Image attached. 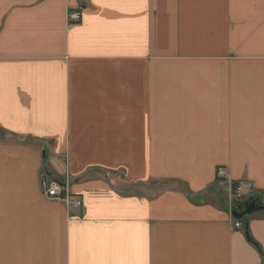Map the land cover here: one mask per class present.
Instances as JSON below:
<instances>
[{
    "label": "crops",
    "instance_id": "0c3cea01",
    "mask_svg": "<svg viewBox=\"0 0 264 264\" xmlns=\"http://www.w3.org/2000/svg\"><path fill=\"white\" fill-rule=\"evenodd\" d=\"M218 169L264 207V0H0V264H264Z\"/></svg>",
    "mask_w": 264,
    "mask_h": 264
},
{
    "label": "built area",
    "instance_id": "2783aa9c",
    "mask_svg": "<svg viewBox=\"0 0 264 264\" xmlns=\"http://www.w3.org/2000/svg\"><path fill=\"white\" fill-rule=\"evenodd\" d=\"M68 20L70 22H78L80 20V15L78 13L70 14L68 16ZM223 169H220L219 173H217L218 178H223L224 175H221ZM250 186L242 183L230 184V192H231V206L239 203L244 198L249 196L252 190H249ZM41 191L43 196L48 200H58L63 202L67 207L73 209H82V202L78 197H74L70 195L69 191V180L68 179H50L47 176L41 177ZM235 226L237 229H241L242 225L240 223H236Z\"/></svg>",
    "mask_w": 264,
    "mask_h": 264
},
{
    "label": "rangeland",
    "instance_id": "374dc122",
    "mask_svg": "<svg viewBox=\"0 0 264 264\" xmlns=\"http://www.w3.org/2000/svg\"><path fill=\"white\" fill-rule=\"evenodd\" d=\"M74 13H77V12L69 13L68 16L70 14H74ZM68 16H67V18H68ZM219 171H220V169L217 170V173H219ZM221 171H222L221 175H224V176H223L222 179L218 178V176H217L215 184H216V190H217L218 194L221 195L222 199H224V200L226 199L227 201H230V199H231L230 184H235V183L239 182V183L245 184V188H246V184L249 185L250 186L249 190H252L250 195L249 196L247 195V197L242 200L243 204L244 203H248L249 199H252L253 196H254L253 195L254 194V186L252 185V183H250L248 181H236V182L235 181H231V180L225 178V176H226L225 175V170H221ZM42 176H46V175L42 174L41 177ZM40 187H41V179H40ZM149 187H150L151 191H146V190H144L146 188L140 187V188H136L135 190L131 189V191L126 190L125 192L129 193L130 195H134V196H150V197H153V196H156V195L160 194V192H162V190L164 189V188L159 187L158 185H149ZM171 187L172 186L170 185L168 187V190L174 189V188H171ZM121 188H118L117 190L120 191V193H124L123 189H121ZM239 203H241V201ZM236 225L237 224L234 222V228L235 229H237L235 227ZM241 225H242V229H243V224L241 223Z\"/></svg>",
    "mask_w": 264,
    "mask_h": 264
},
{
    "label": "water",
    "instance_id": "95a60500",
    "mask_svg": "<svg viewBox=\"0 0 264 264\" xmlns=\"http://www.w3.org/2000/svg\"><path fill=\"white\" fill-rule=\"evenodd\" d=\"M261 211H264V207L260 203L252 202L250 204H246L243 206H237L233 208L231 216L234 219L241 220L245 217L250 216L253 213L261 212ZM244 231H245V237L247 238V240L251 241L248 235V224L247 223L244 225ZM251 243L257 250H259L257 244H255L254 241H251Z\"/></svg>",
    "mask_w": 264,
    "mask_h": 264
},
{
    "label": "trees",
    "instance_id": "16d2710c",
    "mask_svg": "<svg viewBox=\"0 0 264 264\" xmlns=\"http://www.w3.org/2000/svg\"><path fill=\"white\" fill-rule=\"evenodd\" d=\"M173 182L172 181H169V182H165L164 184H172ZM150 185H153L154 184V182L152 183V182H150L149 183ZM136 188H138V187H134V188H132V190H135ZM131 191V190H130ZM197 197H200L199 195H197ZM250 201H255L254 199H252V200H250ZM257 202V201H256Z\"/></svg>",
    "mask_w": 264,
    "mask_h": 264
},
{
    "label": "bare ground",
    "instance_id": "6f19581e",
    "mask_svg": "<svg viewBox=\"0 0 264 264\" xmlns=\"http://www.w3.org/2000/svg\"><path fill=\"white\" fill-rule=\"evenodd\" d=\"M250 200H252V199H249V202L248 203H244L243 205H246V204H250V203H252V202H255V201H250ZM242 205V206H243Z\"/></svg>",
    "mask_w": 264,
    "mask_h": 264
}]
</instances>
